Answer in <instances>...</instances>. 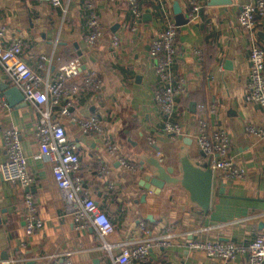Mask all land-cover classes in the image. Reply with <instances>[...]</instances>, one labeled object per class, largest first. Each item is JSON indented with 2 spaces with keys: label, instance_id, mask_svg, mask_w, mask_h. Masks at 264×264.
<instances>
[{
  "label": "crops",
  "instance_id": "1",
  "mask_svg": "<svg viewBox=\"0 0 264 264\" xmlns=\"http://www.w3.org/2000/svg\"><path fill=\"white\" fill-rule=\"evenodd\" d=\"M91 1L103 28L95 42L87 39ZM174 1L140 0L143 14L134 22L128 0H63L62 6L49 0H0V27L8 29L6 44L21 39L23 57L30 65L56 74L60 66L80 59V72L69 79L80 90L63 96L53 114L65 125L68 144L80 155L78 175L85 190L116 225L107 237L113 244L110 251L95 228L78 230L73 215L65 213L54 162L41 155L39 111L26 98L11 104L1 97L6 82L16 85L0 64V119L21 133L35 178L30 190L36 194L41 220L31 233L27 231V189L2 174L6 149L0 128V264L6 263L3 254L11 264H116L115 255L123 248L137 251L144 246L150 249V264H247L246 257L209 256L191 248L190 242H247L264 232L258 222L264 218V141L247 128L264 127V111L245 97L250 51L255 41L264 45V21L259 18L254 30L240 25L241 8L253 0L219 5L206 0L189 23L176 24L174 83L184 78V91L175 96L174 119L182 127L174 136L164 130L167 114L156 98L162 81L151 54V42L167 17L173 15L176 23ZM147 13L152 17L146 18ZM115 37L118 45L113 44ZM94 115L100 130L86 131L79 119ZM202 118L210 129L230 132L231 155L247 175L245 180L228 179L217 170L208 213L193 201L183 177L196 161L208 159L197 142ZM111 145L117 146L114 155L108 152ZM151 159L160 163L165 176L180 181L167 183L159 194L143 190L140 165L145 161L147 170L155 171ZM103 163L110 167L105 177L99 174Z\"/></svg>",
  "mask_w": 264,
  "mask_h": 264
},
{
  "label": "built area",
  "instance_id": "2",
  "mask_svg": "<svg viewBox=\"0 0 264 264\" xmlns=\"http://www.w3.org/2000/svg\"><path fill=\"white\" fill-rule=\"evenodd\" d=\"M54 6H62L63 0H49ZM134 22H138L143 9L138 0H128ZM186 5V11L193 18L203 7L206 0H180ZM89 33L87 39L95 42L103 33L98 10L91 1L88 3ZM166 12V9H162ZM264 21V0H253L246 3L240 10L239 23L248 30L257 27L258 19ZM7 27H0V64L7 76L25 94L26 99L33 103L39 111L37 119V135L41 148V155L49 157L54 162V176L61 189L65 213L74 217L76 228L84 231L92 227L96 229L98 237L104 245L112 251L113 244L107 237L115 232L116 225L110 215L85 190L84 181L78 175L81 159L75 146L68 144L67 130L58 118H55L54 108L59 106L63 96L76 94L80 88L77 84H70L69 79L80 72L81 61L76 58L59 67L56 74L45 71L44 67H34L23 57L24 45L21 39L6 44ZM179 28L173 15L167 17L163 25L151 42V54L156 63V70L162 84L157 91V104L167 114L164 130L174 136L181 132V124L174 119L177 102L175 96L184 91V78H180L178 85L174 83L173 67L178 54L177 36ZM113 44H119V38L113 39ZM251 70L246 91L248 102L258 103L264 111V45L255 41L250 51ZM91 81L90 78H88ZM68 114V109L63 110ZM79 122L86 131H99V117L80 118ZM6 159L1 170L5 178L13 184L20 185L26 190V221L27 231L31 233L36 225L41 224L39 218L36 194L30 190L35 181L29 168V160L23 150L20 131L3 125ZM248 130L257 133L264 141V127L254 124L248 125ZM153 141V139L151 138ZM197 142L201 150L206 151L211 158L212 168L219 170L228 179H246V170L239 165L231 155V135L226 128L210 129L206 118L200 120ZM116 145L109 146L108 152L114 155ZM110 167L103 163L99 167V174L105 177ZM193 249L205 251L209 256L222 259L246 257L247 264H264V232L258 233L247 242L234 240H206L194 239L190 242ZM116 264H150V249L144 246L137 251L125 247L115 255ZM186 264V263H184Z\"/></svg>",
  "mask_w": 264,
  "mask_h": 264
},
{
  "label": "water",
  "instance_id": "3",
  "mask_svg": "<svg viewBox=\"0 0 264 264\" xmlns=\"http://www.w3.org/2000/svg\"><path fill=\"white\" fill-rule=\"evenodd\" d=\"M232 1L233 0H210L209 3L210 5H219L230 4ZM174 12L176 15V24L178 26L190 22L191 19L188 14L184 12L180 0L174 1ZM145 17L150 18L152 17V14L147 13L145 14ZM229 63L231 65V61ZM1 90V97L5 96L11 104H20L26 98L25 94L18 86H10V84L7 82L5 83V86H2ZM152 147L156 150V152L160 151V147ZM201 155L204 157V159H208L196 161V165L189 168V175L185 170L183 177L185 178L186 182H184V186L190 190L193 201L197 202L196 204L200 205L202 209L208 213L212 203L216 170L212 168L211 158L208 156L207 152L202 150ZM150 163L156 167L155 171L149 172L145 166V161H143L140 165V170L142 171V181L140 182V186L143 188V190L159 194L167 183L170 184L180 181L171 176H165L163 172L164 169L161 167L158 161H153V159H151ZM169 172L174 173V168L170 167ZM146 199L147 193L143 194L142 196V200L145 201ZM258 222L259 226L264 230V218L260 219ZM2 259L6 261L5 264H11L9 262L8 255L3 254Z\"/></svg>",
  "mask_w": 264,
  "mask_h": 264
},
{
  "label": "trees",
  "instance_id": "4",
  "mask_svg": "<svg viewBox=\"0 0 264 264\" xmlns=\"http://www.w3.org/2000/svg\"><path fill=\"white\" fill-rule=\"evenodd\" d=\"M138 1H139V3H141L140 0H138ZM140 6H141V5H140ZM88 14H89V16H90V11L88 12Z\"/></svg>",
  "mask_w": 264,
  "mask_h": 264
}]
</instances>
